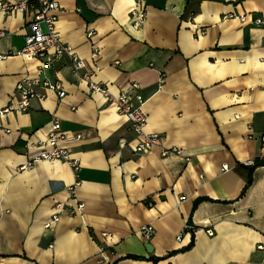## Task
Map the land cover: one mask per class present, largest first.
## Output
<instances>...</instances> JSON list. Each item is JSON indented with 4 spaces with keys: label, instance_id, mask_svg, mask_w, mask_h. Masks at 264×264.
I'll list each match as a JSON object with an SVG mask.
<instances>
[{
    "label": "crops",
    "instance_id": "obj_1",
    "mask_svg": "<svg viewBox=\"0 0 264 264\" xmlns=\"http://www.w3.org/2000/svg\"><path fill=\"white\" fill-rule=\"evenodd\" d=\"M57 2L60 41L111 94L136 83L147 98L145 131L163 143L136 154L127 119L88 90L67 55L39 73V61L15 54L31 11L0 12V111L19 102L24 77L65 92L59 102L38 88L45 97L28 111L0 116V264H264V0H146L139 28L132 0ZM52 115L77 172L31 163L51 150L43 143ZM174 147L180 155L161 156ZM76 203L79 213L63 211L44 229L57 204Z\"/></svg>",
    "mask_w": 264,
    "mask_h": 264
},
{
    "label": "built area",
    "instance_id": "obj_2",
    "mask_svg": "<svg viewBox=\"0 0 264 264\" xmlns=\"http://www.w3.org/2000/svg\"><path fill=\"white\" fill-rule=\"evenodd\" d=\"M146 0H132V7L130 10V17L133 22V27H141L146 19ZM31 11V18L28 22V33L24 37L23 47L15 54L24 58L26 61L37 60L40 62L38 67L39 73L48 69L55 60L63 55H67L71 62L72 71L78 75L87 84V88L91 93L102 95L105 100L114 108L117 114L124 116L130 124L132 133L138 138V142L135 145L134 152L136 154H144L151 148L156 146H162L163 138L158 133H147L145 127L147 124L148 116L145 111V104L147 98L142 97L137 93L139 86L136 83H132L130 88L118 95L111 94L106 86L100 82H94L92 80V74L86 68L84 60L80 59L72 49L62 43L56 32L57 12L59 5L57 0H16L15 2H0V12L3 14H10L14 11L25 13ZM240 22L246 21V15L238 17ZM252 22L256 25L263 23L262 19L255 18ZM4 34L0 32V37ZM93 35L92 32L87 34L88 37ZM7 57L6 54L0 53V61ZM97 57V51L94 50L92 58ZM38 88L45 89L53 92L57 95L58 101L61 102L65 98V92L60 82L51 81L46 77L40 75L36 77H24L15 86V92L18 95L19 102L16 105H10L0 111V116L5 113L17 111L26 112L30 108L33 100H42L44 94L38 93ZM49 132L46 141L43 145L51 147L50 151H43L38 156L34 157L31 163L37 161L47 162H64L72 167L74 172L79 169V163L77 160L72 159L70 153L66 147L68 139L65 133L61 129L59 119L52 115L49 122ZM79 136L76 137V140ZM168 154L180 155L181 150L178 148H163L161 156L165 157ZM245 167L253 165L252 161H245L242 163ZM222 171H228L227 166L222 167ZM75 186L69 188L73 192ZM182 199V198H180ZM83 208L82 203H76L75 208H69L63 204H57L55 206V213L51 216V219L44 224L45 230H52L53 226L59 221V215L61 212H68L69 215H76ZM193 226L186 223L184 225L185 233H193ZM154 229L151 225L143 226L140 228V234L145 241H148L152 236ZM208 235H212L210 230L206 231ZM103 238L108 237L107 234H102ZM177 240L181 239V234L176 237ZM259 250H262V246H258ZM100 261H102L104 249H99Z\"/></svg>",
    "mask_w": 264,
    "mask_h": 264
},
{
    "label": "water",
    "instance_id": "obj_3",
    "mask_svg": "<svg viewBox=\"0 0 264 264\" xmlns=\"http://www.w3.org/2000/svg\"><path fill=\"white\" fill-rule=\"evenodd\" d=\"M145 248H146V250L148 251V252H150V246H149V244H146L145 246H144Z\"/></svg>",
    "mask_w": 264,
    "mask_h": 264
}]
</instances>
